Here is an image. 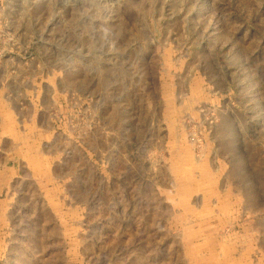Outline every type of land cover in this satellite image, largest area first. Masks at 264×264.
<instances>
[{"label": "rangeland", "instance_id": "1", "mask_svg": "<svg viewBox=\"0 0 264 264\" xmlns=\"http://www.w3.org/2000/svg\"><path fill=\"white\" fill-rule=\"evenodd\" d=\"M0 264H264V0H0Z\"/></svg>", "mask_w": 264, "mask_h": 264}, {"label": "crops", "instance_id": "2", "mask_svg": "<svg viewBox=\"0 0 264 264\" xmlns=\"http://www.w3.org/2000/svg\"><path fill=\"white\" fill-rule=\"evenodd\" d=\"M0 123H1V121H0ZM1 125V124H0Z\"/></svg>", "mask_w": 264, "mask_h": 264}]
</instances>
